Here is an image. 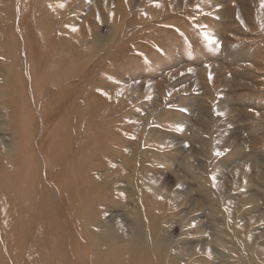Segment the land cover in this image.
Listing matches in <instances>:
<instances>
[{
  "label": "rangeland",
  "instance_id": "obj_1",
  "mask_svg": "<svg viewBox=\"0 0 264 264\" xmlns=\"http://www.w3.org/2000/svg\"><path fill=\"white\" fill-rule=\"evenodd\" d=\"M153 232L264 264V0H0V264Z\"/></svg>",
  "mask_w": 264,
  "mask_h": 264
},
{
  "label": "bare ground",
  "instance_id": "obj_2",
  "mask_svg": "<svg viewBox=\"0 0 264 264\" xmlns=\"http://www.w3.org/2000/svg\"><path fill=\"white\" fill-rule=\"evenodd\" d=\"M77 208V207H76ZM75 211L78 212L79 208L76 209ZM80 213L81 216H79L78 220L84 221L86 216H84V208H80ZM156 229V226L155 228ZM158 238V234L156 232H153L152 237L150 239V242L148 240H144L143 236L137 237L136 241L138 244L132 245L130 242L127 243V245L123 248V250H107L105 251V257L106 259H94L93 263L94 264H148L146 263L149 261V259H156L157 255L154 254L153 257H149L147 253H145L144 249L146 246H151V249L156 251L160 250L161 247L159 246V242L156 243L154 239ZM160 240V239H159ZM139 243L144 245V249L142 248ZM160 252V251H159ZM138 259H143V260H138ZM151 262V260H150Z\"/></svg>",
  "mask_w": 264,
  "mask_h": 264
}]
</instances>
